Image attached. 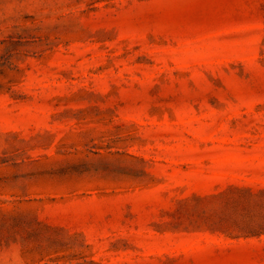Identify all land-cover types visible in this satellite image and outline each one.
I'll return each instance as SVG.
<instances>
[{"label": "rangeland", "instance_id": "rangeland-1", "mask_svg": "<svg viewBox=\"0 0 264 264\" xmlns=\"http://www.w3.org/2000/svg\"><path fill=\"white\" fill-rule=\"evenodd\" d=\"M0 264H264V0H0Z\"/></svg>", "mask_w": 264, "mask_h": 264}]
</instances>
